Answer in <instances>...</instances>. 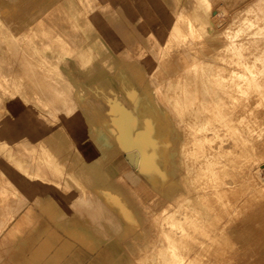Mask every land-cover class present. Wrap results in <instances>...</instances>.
I'll return each mask as SVG.
<instances>
[{"label":"rangeland","instance_id":"1","mask_svg":"<svg viewBox=\"0 0 264 264\" xmlns=\"http://www.w3.org/2000/svg\"><path fill=\"white\" fill-rule=\"evenodd\" d=\"M74 1L76 3L71 10L62 8L63 13L69 12V19L64 18L62 24L65 33L78 28L84 36L77 41L74 37L61 32L59 36L57 31H52L49 38L45 37V46L52 49L49 56L42 50L44 32L37 30L34 23L31 24L32 42L24 49L27 55L22 53L23 62L16 63L17 79L22 81L21 89L16 94L25 106L31 104L34 108L31 111L23 110L19 103L18 109L0 112V118L9 122L10 137L35 139L32 148L37 154L34 170L46 177L45 196L38 198L30 184L35 176L34 171L29 169L30 164L18 163L21 172L16 183L20 191L12 199L19 205L15 206V218L1 221L0 264H188V260L189 264H264V205L250 220L243 237L223 245L224 252L209 253L213 246L209 243L187 245L178 242L175 238L179 214L174 199L176 196L168 197L161 190L162 181H167L170 175L160 162L163 158L160 151L162 140L154 135L157 127L155 120H162L160 104L163 102L155 97H171L169 101L173 106L175 101L172 96L177 91L184 92L188 86L179 82L194 80L206 68L226 65L228 74H238L234 79L240 80H244L243 74H257L260 87L264 89V0H167L168 20L156 19L154 15V22L158 25L157 35L149 31L151 35L144 38V51L134 54L125 52L123 44L111 36L103 22V0ZM192 1H198V6H201L197 21L193 20L190 10ZM176 22L180 23L177 25L179 31L173 29ZM86 30L88 32H84ZM204 38L217 46H211L214 47L211 50L208 47L211 42L209 44ZM197 46L200 51L196 50ZM85 52L87 55L96 54L92 62L83 58ZM57 54L62 55L61 61L66 68L57 70L50 67L57 64L51 59ZM84 63L89 65L83 66ZM199 66L200 71L196 70ZM38 68L46 74L48 84L51 82L54 85L57 80L71 81L58 83L64 88L65 96L74 95L75 87L90 97L89 102L95 106L94 110L81 107L74 110L79 114L68 117L89 120L92 116L90 113L95 110L104 118L111 116L119 129V139L109 131L107 124L104 141L92 147L90 135L75 141L64 129L56 128L52 132L32 129L33 134L18 131L15 124L22 127L30 119L52 118V115L44 114L46 109L42 107L43 104H49L50 112H58L62 120L67 118L64 114L69 113L67 104H70V100L60 101L55 94L44 89L41 80L43 74ZM66 70L73 76L60 77ZM76 80L80 84L74 83ZM103 80H109L110 88L101 93L90 91L92 87L100 86ZM38 85H41L40 88ZM261 98L263 103H258L245 121L256 129L255 144L262 161L264 128L260 123L264 121V95ZM63 105L64 110H61ZM170 109L177 114L176 106ZM29 112H32L31 115ZM72 139L76 146H68ZM107 150L109 152L106 154ZM92 152L99 153V166L104 172L96 180L87 178L85 167L77 163L78 154L94 159ZM23 175L25 179H20ZM3 180L0 176V184ZM26 181L30 185H26ZM257 181L264 184V166L260 167V179ZM11 197L3 198L0 195V206ZM94 208L96 212L101 210L105 214V223L100 216L94 217L90 213ZM240 211L249 215L246 208ZM72 214L74 221L70 220Z\"/></svg>","mask_w":264,"mask_h":264},{"label":"bare ground","instance_id":"2","mask_svg":"<svg viewBox=\"0 0 264 264\" xmlns=\"http://www.w3.org/2000/svg\"><path fill=\"white\" fill-rule=\"evenodd\" d=\"M199 1L202 2V0ZM175 2L176 1H174V3ZM58 3H60L59 6H56ZM75 3L74 0H0V112L2 110L10 111L18 109L21 104L23 110L29 109L31 111L32 108H34L31 104L30 106H25L23 104L24 102H20L21 98L16 94V92L21 89L20 87L22 85V81L17 79L16 63L22 61V53L25 54V46H30L32 42L30 40L31 24L34 23L37 30L39 29L41 32H44V39L42 40L44 47L42 50L49 56L52 49L49 46H45V44H47L45 40L46 36L48 37V35L50 36L56 31L58 35L61 32L69 37H74L77 41L84 36L83 32H80L82 30H78V28H73L71 31L65 33L62 24V20L69 17L68 11L71 10ZM198 4V1L190 2V10L191 13L193 12L194 21L199 19L198 13H200L201 6H198ZM63 7L68 8V11H65V13H68H66L67 15L62 12ZM73 12H76V10H73ZM183 13L181 14L183 15ZM87 15H90V13ZM180 17L182 18V16ZM177 19L179 20V18ZM90 21H92V19H90ZM175 21L177 20L175 19ZM177 22L176 28H173L176 31L179 29L177 25H180V23L177 24ZM95 23L96 22H94V25L96 26L97 24ZM84 32L88 31L86 30ZM214 35V37H217V34ZM24 37H26V40H24ZM206 39L204 38V40ZM209 39L211 38L209 37ZM207 41L210 44L211 41L208 39ZM200 43L203 44L202 41ZM212 43L213 42H211L208 47L217 46L212 45ZM198 46L196 50L200 51V46ZM208 47H206V50H208ZM213 48L211 47L210 49L213 50ZM201 49H203V47H201ZM206 50L204 49V51ZM202 55L204 56V54ZM33 57H35V55ZM94 57H96V54L87 55L86 52L83 54V58L90 62L93 61ZM51 59L57 61V64L50 65L51 68H57V70L61 67L66 68L61 61L63 59L62 55L60 56L57 54V56H51ZM45 62L47 61L45 60ZM29 64H31V61H29ZM86 65L89 64L84 63L83 66ZM200 67L201 66L196 70H199ZM38 69L40 72L43 71L40 70V68ZM184 73H182V75ZM38 74L39 73L36 75ZM45 75L46 74H43V78H41L44 89L49 91V93H53V95L55 94L56 96H54L57 97L56 99L60 101L70 100V104H67L69 106V113H63L67 118L63 120L60 119L58 112H50L48 109L49 104H43L42 107L46 109L44 114L52 115V118L46 117L44 119L40 117L37 118V120L30 119L31 121L29 120L26 124L22 125L23 128L15 124V128L18 131L21 130L22 132L24 130L26 133L29 132L33 134L32 129L40 132H52L56 128L61 130L64 129L67 133L72 135L75 141H80L82 138L90 135L91 147L104 141L103 133L107 131L105 130L107 127L106 124L109 126V131L114 132L118 136L119 129L115 120L111 118V116H107L106 118L102 117V114L96 110L90 113L92 116L89 120L83 118H76L75 120V118L68 117V115L73 116L74 114H79L78 112H74V110H78V108H92V110H94L95 106L93 107L89 102L90 97L87 93H84L85 91L82 92L80 89H75V87L74 95H64V88L59 86V84L71 83V81L57 80V83L55 82V84L52 85L51 82L48 84L49 80ZM179 75H181V73ZM237 75L238 74L233 73L229 75L227 66L223 64L215 68L209 67L205 69L202 75L196 77L194 80L184 79L179 82L187 84L188 86L185 87L184 92L177 91L176 95L172 96L175 101L173 106L170 102L171 97H155L157 101L163 100V102L160 104L162 109L160 116L162 120H155L157 127L154 135L156 138L160 137V140H162L160 151L163 158L160 162L170 175L167 181H162L163 188L160 189L164 191L165 195L168 197L176 196L174 199L179 214L177 217L175 238L180 244L184 243L188 245L189 243V245H198L199 243H209L211 246L213 245L208 251L211 254L224 252V244H228L243 237L246 228L250 224V220L258 214L264 205V184L257 181L260 179V167L264 166V160H260L259 152L255 144L256 129L251 128L245 121L249 112L257 108L258 103H263L261 95H264V89L260 87L261 82L258 80L257 74H243L245 77L244 80L234 79L237 78ZM50 76H52L51 73ZM63 76L72 77L73 74L66 70L60 77ZM230 76L231 78H229ZM34 78H37V76ZM36 81L38 80L36 79ZM74 83L80 84V81L76 80ZM99 84L100 86H94L90 91L96 93L99 91L100 93L104 92V90L109 87L110 82L109 80H103ZM40 86L38 85L39 88ZM254 87L256 90H254ZM41 94L43 95L44 93ZM257 95L258 97H256ZM166 99L168 102H164ZM19 103L21 104L19 105ZM54 105H56V103ZM175 106L177 111L176 115L172 109H170V107L173 108ZM56 107H58V105H56ZM64 107V105L63 107L61 106V110H64L62 109ZM31 113L32 112H29L28 114L31 115ZM150 115L152 117V114ZM103 122H105V124ZM260 126L264 128V121L260 123ZM8 127V120L0 118V176L4 178L2 184H0V195L3 196V198L12 196L10 199L11 201L5 199L6 202L3 201L5 203L2 202L3 206H0V225L1 221L15 218L16 215L15 206L17 203L12 198L18 195L20 191L16 183V178H19V172H21L18 163H28L30 164L29 169L34 171L35 176L30 184L33 186L32 189L35 190V196L43 198L46 189V177L34 170L37 154L32 148L35 139L32 137L13 139L10 137ZM24 127L27 129L25 130ZM72 141L67 143L68 146H76L75 141ZM108 152L109 150L106 151V154ZM91 154H94V159L78 154L79 160L77 163L79 166L83 165V167H85L87 171V175L85 176L87 178L96 180L97 177H102L104 172L99 166L100 162L97 158L99 157V153L92 152ZM20 179H25V176L23 175ZM27 184L29 183L26 181V185ZM260 198L262 199L261 202ZM241 208L248 209L249 215L246 216L243 213L241 214ZM95 209L96 208L90 211V213L94 217L96 215L100 216L105 223L107 221L105 214L101 210L96 212ZM19 211L20 210H18V212ZM70 220L74 221L73 214L70 216ZM189 255H191V253ZM195 257L197 256L195 255ZM187 262L190 263L189 260L186 261V263Z\"/></svg>","mask_w":264,"mask_h":264},{"label":"crops","instance_id":"3","mask_svg":"<svg viewBox=\"0 0 264 264\" xmlns=\"http://www.w3.org/2000/svg\"><path fill=\"white\" fill-rule=\"evenodd\" d=\"M167 0H103L102 17L111 36L130 54L144 51V38L157 35L156 19L168 20ZM142 47V48H140Z\"/></svg>","mask_w":264,"mask_h":264}]
</instances>
